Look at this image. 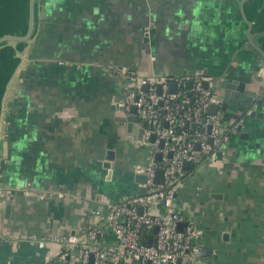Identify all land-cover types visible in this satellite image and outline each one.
I'll list each match as a JSON object with an SVG mask.
<instances>
[{
    "label": "crops",
    "instance_id": "0c3cea01",
    "mask_svg": "<svg viewBox=\"0 0 264 264\" xmlns=\"http://www.w3.org/2000/svg\"><path fill=\"white\" fill-rule=\"evenodd\" d=\"M39 5L45 18L22 54L1 113L0 264H79V250L62 258L50 237L94 224L101 247L116 244L95 211L106 214L111 204L141 193L136 176L154 157L138 138L145 121L127 131V117L135 114L122 103L131 82L109 69L136 70L141 87L149 77L199 72L220 94L225 81L244 82L257 95L254 109L264 113V0ZM254 38L260 50L250 43ZM241 113L230 106L225 123ZM248 114L239 116L246 136L230 134L223 150L187 173L176 199L202 230L201 264H264V117ZM43 239L48 242L40 244Z\"/></svg>",
    "mask_w": 264,
    "mask_h": 264
},
{
    "label": "built area",
    "instance_id": "2783aa9c",
    "mask_svg": "<svg viewBox=\"0 0 264 264\" xmlns=\"http://www.w3.org/2000/svg\"><path fill=\"white\" fill-rule=\"evenodd\" d=\"M109 70L131 82L124 90V111L132 114L135 107V115L148 123L142 141L152 147L154 157L138 171L146 174V181L140 184L144 190L111 204L106 214L95 211V217L107 221L111 227L116 238L112 247H101L98 239L101 230L94 224L79 234H55L49 241L60 245L62 258L79 250V264H201L202 230L176 205L186 176L184 163H200L223 150L229 135L243 127L244 117L226 124L220 112H210L211 104L219 103V90L213 79L202 72L192 77H149L145 80L149 84L145 91L138 83L141 77L136 70L129 67ZM205 81L209 82L207 87ZM172 83L177 85L175 92L170 91ZM157 154L160 159L155 157ZM157 170L163 171L162 182L156 180ZM24 186L28 189L30 184ZM180 225H184L182 230ZM154 227H158L155 242L144 244L143 231ZM47 242L43 239L40 244Z\"/></svg>",
    "mask_w": 264,
    "mask_h": 264
},
{
    "label": "water",
    "instance_id": "95a60500",
    "mask_svg": "<svg viewBox=\"0 0 264 264\" xmlns=\"http://www.w3.org/2000/svg\"><path fill=\"white\" fill-rule=\"evenodd\" d=\"M40 0H0V130H1V113L3 107V100L5 93L8 89V85L12 80L15 73L18 71L19 64L22 60V54L25 51V48L29 41L34 37L37 30L39 19L45 18V12L43 11V6L39 5ZM264 36V33H260L259 37ZM257 38V35L256 37ZM255 38L250 39V43L255 45ZM18 46L20 48H18ZM259 49V48H258ZM260 50V49H259ZM189 81V85H191ZM204 85L207 87L209 85L208 81L204 82ZM177 85L172 83L170 85V91L175 92ZM145 91H148V84L143 85L142 87ZM219 103H213L210 106V112L217 113V109L221 110V116L224 120L225 114L232 105H238L243 113L234 115V118L237 119L241 115H246L250 117H264V113L258 112L254 109L257 105L258 99L257 95L254 92L245 91V83L238 81H225L223 85V90L221 94L219 93ZM136 108L133 107L132 113L135 114ZM141 119L137 115H132L127 117V131L132 133L134 123L139 122ZM148 124L147 122H145ZM143 129L140 128L138 131V138L142 139ZM239 132L242 131V128H239ZM242 136L245 134L241 132ZM246 136V134H245ZM152 141L155 140V135L151 138ZM163 144V141H161ZM112 151L109 152L107 157V162L105 166L111 172V161L113 160ZM220 152H218V155ZM161 158V155L158 154V159ZM185 169H189L191 163L186 161L184 163ZM163 171L157 170L156 180L162 182L163 180ZM137 181L145 182L146 174H137ZM1 197V191H0ZM11 211V205L6 206V216H9ZM139 212H142V208L139 209ZM184 225H180V230H182ZM158 227L152 229L153 235L147 237L148 230H144L142 234V242L153 243L155 242L154 235L157 233Z\"/></svg>",
    "mask_w": 264,
    "mask_h": 264
},
{
    "label": "trees",
    "instance_id": "16d2710c",
    "mask_svg": "<svg viewBox=\"0 0 264 264\" xmlns=\"http://www.w3.org/2000/svg\"><path fill=\"white\" fill-rule=\"evenodd\" d=\"M175 102H177L178 100H174ZM198 163H192L191 166L189 167V169H186V175L187 173L193 172L195 170V167L197 166Z\"/></svg>",
    "mask_w": 264,
    "mask_h": 264
},
{
    "label": "rangeland",
    "instance_id": "374dc122",
    "mask_svg": "<svg viewBox=\"0 0 264 264\" xmlns=\"http://www.w3.org/2000/svg\"><path fill=\"white\" fill-rule=\"evenodd\" d=\"M135 81L134 80H132V83H134Z\"/></svg>",
    "mask_w": 264,
    "mask_h": 264
}]
</instances>
